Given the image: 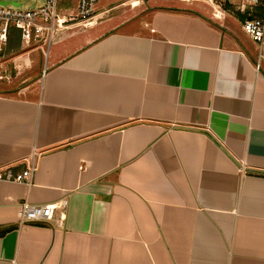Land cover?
<instances>
[{
    "label": "crops",
    "instance_id": "1",
    "mask_svg": "<svg viewBox=\"0 0 264 264\" xmlns=\"http://www.w3.org/2000/svg\"><path fill=\"white\" fill-rule=\"evenodd\" d=\"M218 3L98 1L22 82L0 60V170L36 163L0 178V264H264V57ZM61 199L62 224L18 223Z\"/></svg>",
    "mask_w": 264,
    "mask_h": 264
},
{
    "label": "built area",
    "instance_id": "2",
    "mask_svg": "<svg viewBox=\"0 0 264 264\" xmlns=\"http://www.w3.org/2000/svg\"><path fill=\"white\" fill-rule=\"evenodd\" d=\"M41 4L35 8L20 9L19 3H8L0 1V41L6 40L10 28L19 31L21 43L24 46L48 45L56 31L64 23L75 22L86 26L92 19L99 0H78L75 11L66 18L60 17L58 12L59 0H39ZM226 3H218V6L227 12L237 13L242 16V31L256 43L258 47L257 62L258 69L260 58L264 57V18L258 17V8H264V0H225ZM36 169V163L32 160L30 165L19 172H13L10 167L0 170V178L29 183L32 172ZM238 171L243 174L245 166L240 163ZM66 200L61 199L53 204H33L22 202L18 211V223L27 222L45 223L54 218V211L58 210L57 224H62L65 219L64 210Z\"/></svg>",
    "mask_w": 264,
    "mask_h": 264
},
{
    "label": "rangeland",
    "instance_id": "3",
    "mask_svg": "<svg viewBox=\"0 0 264 264\" xmlns=\"http://www.w3.org/2000/svg\"><path fill=\"white\" fill-rule=\"evenodd\" d=\"M0 1H3V2L5 1L10 4L19 3L18 8L20 9L35 8L41 4L39 0H0ZM103 1L105 0H99V2H103ZM16 35L19 41L18 49H21L22 51H27V52L30 51L28 56L27 55L19 56L18 52L10 53L7 51L9 32L7 33L6 40L4 42L0 41V60L3 61V59H8L6 57H9L10 64H7V66H9V69L11 70V82H13L14 84H17L18 82L19 83L22 82V80H24V78L26 77H30V73H32V66H34V64H27V63H32L37 58V54H36L37 49L35 48H38L39 50H41L42 48L45 49V45H46V44L41 43L39 44L41 47L38 44L37 45L31 44L29 46H24L21 43L19 34L17 33ZM22 62L26 64H22ZM4 66L5 65H0V74L2 76L5 75V71H4L5 69L3 68Z\"/></svg>",
    "mask_w": 264,
    "mask_h": 264
},
{
    "label": "trees",
    "instance_id": "4",
    "mask_svg": "<svg viewBox=\"0 0 264 264\" xmlns=\"http://www.w3.org/2000/svg\"><path fill=\"white\" fill-rule=\"evenodd\" d=\"M11 227H4L0 230V235L4 234L6 231H8Z\"/></svg>",
    "mask_w": 264,
    "mask_h": 264
},
{
    "label": "water",
    "instance_id": "5",
    "mask_svg": "<svg viewBox=\"0 0 264 264\" xmlns=\"http://www.w3.org/2000/svg\"><path fill=\"white\" fill-rule=\"evenodd\" d=\"M2 3H4V2H2Z\"/></svg>",
    "mask_w": 264,
    "mask_h": 264
}]
</instances>
